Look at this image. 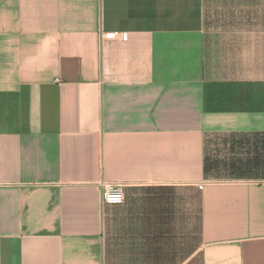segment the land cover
Segmentation results:
<instances>
[{
    "label": "crops",
    "instance_id": "obj_1",
    "mask_svg": "<svg viewBox=\"0 0 264 264\" xmlns=\"http://www.w3.org/2000/svg\"><path fill=\"white\" fill-rule=\"evenodd\" d=\"M263 181L264 0H0V264H264Z\"/></svg>",
    "mask_w": 264,
    "mask_h": 264
},
{
    "label": "built area",
    "instance_id": "obj_2",
    "mask_svg": "<svg viewBox=\"0 0 264 264\" xmlns=\"http://www.w3.org/2000/svg\"><path fill=\"white\" fill-rule=\"evenodd\" d=\"M101 40H116L126 42L128 39L127 33L112 32L100 36ZM264 188V181L260 184ZM100 189L102 193V203L104 205L118 206L124 203V185L119 183L101 182ZM202 186H199L201 189Z\"/></svg>",
    "mask_w": 264,
    "mask_h": 264
}]
</instances>
